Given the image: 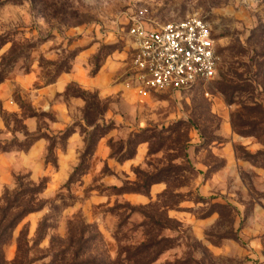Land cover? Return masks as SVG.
<instances>
[{"label": "rangeland", "instance_id": "1", "mask_svg": "<svg viewBox=\"0 0 264 264\" xmlns=\"http://www.w3.org/2000/svg\"><path fill=\"white\" fill-rule=\"evenodd\" d=\"M140 5L161 22L206 18L216 76L186 90L140 89L123 17ZM1 37L0 57L10 51L14 61L0 82V146L22 138L27 121L57 145L56 166L0 149V199L17 175L48 181L44 207L4 248L9 263L20 254L26 264H58L53 247L85 232L83 252L108 261L155 239L159 257L146 264H264V0H0ZM111 61L112 94L74 81L53 100L67 104L74 132L62 150L66 123L51 124L60 117L46 108L45 87ZM93 136L94 155L70 179Z\"/></svg>", "mask_w": 264, "mask_h": 264}, {"label": "built area", "instance_id": "2", "mask_svg": "<svg viewBox=\"0 0 264 264\" xmlns=\"http://www.w3.org/2000/svg\"><path fill=\"white\" fill-rule=\"evenodd\" d=\"M123 17L132 38V78L140 89L186 90L216 76L219 56L206 18L161 22L144 5Z\"/></svg>", "mask_w": 264, "mask_h": 264}, {"label": "trees", "instance_id": "3", "mask_svg": "<svg viewBox=\"0 0 264 264\" xmlns=\"http://www.w3.org/2000/svg\"><path fill=\"white\" fill-rule=\"evenodd\" d=\"M4 39V37L0 38V46L4 44ZM13 61L14 57L10 51L4 53L0 57V82L7 78L9 71L7 68H9L8 66H10ZM95 73L96 71L93 74ZM68 86L69 85H67V87ZM41 115L44 116L46 114L41 113ZM34 116L36 117L35 114L29 115V118ZM96 116L100 117L99 119L101 120L103 119V113L101 111L96 110ZM51 121L53 122L55 119L52 118ZM91 123H94V121ZM87 125L89 126L91 124L87 123ZM70 127L71 125L57 133V138L61 140V143L64 142L61 148L62 150L66 149L67 141L74 133L73 131H70ZM40 131L39 125L35 132H30L27 127H24L22 138L14 137L13 143H5V145L9 146V148L6 146H0V149L3 152H9L13 148L12 146H15L17 149L16 152H27L35 142L43 139L46 141L43 158L46 163H51L56 166L57 159L56 156L54 157L53 155L54 151L57 149L56 142L53 140L51 135L43 134ZM105 134L106 133L101 134L98 138H102ZM85 143L86 148L80 156V163L74 169L70 179H72L76 173L85 169L84 163L87 157L89 155L93 156L95 153L94 146L97 143L96 138L94 136L90 137ZM16 181V187L13 190L7 189L0 199V264H26V262L23 261L24 256H20V254L15 262L9 263L5 258L4 248L9 244V242H11L10 240L12 239L14 229L24 219V217L32 212L39 211L44 207V203L41 200L40 195L46 189L48 183L46 179L34 182L29 179L28 175L26 177L17 175ZM44 225V221L39 225L37 232L39 235ZM148 225L159 226L158 223L152 222L151 224H142L141 227ZM85 236L84 232L82 236L78 238L68 237L66 240L59 243L56 248L53 247V250L55 249L61 254V260L58 264H146L147 262L156 261L159 257L158 248L161 242L153 239L147 242L131 245L121 251H118L113 260H103L91 255L90 253L86 254L83 252V248L89 242V239H86ZM21 239L22 238L20 237L19 242ZM95 240V238H91L90 243H93ZM19 250H21L20 244Z\"/></svg>", "mask_w": 264, "mask_h": 264}, {"label": "crops", "instance_id": "4", "mask_svg": "<svg viewBox=\"0 0 264 264\" xmlns=\"http://www.w3.org/2000/svg\"><path fill=\"white\" fill-rule=\"evenodd\" d=\"M116 68V65L114 62H110L107 64V66L103 67L101 70L97 71L95 74H86V71L84 70H77L71 74H63L61 75L57 81L53 82L52 84H49L48 86L45 87V98H46V108L49 109L50 111L54 112L55 115L60 118L55 119L51 124H58L60 121L61 123H66L60 130H64L66 127L71 125V122L69 120H64V111H67V104L64 102H57L59 103L58 106L55 101V97L58 94H62L65 90L66 87L69 83L71 82H78L82 84L85 88L88 89H93L99 91L100 95L102 97H106L110 94L113 93V91L117 90L118 86L113 84L112 81L114 79V70ZM53 101V102H51ZM32 119V118H28ZM28 131L30 132H35L38 127V123H30L27 121L25 123ZM3 126V123H0V128ZM64 127V128H63ZM72 137V136H71ZM46 146V141L41 139L38 140L33 144V146L27 151L22 153H35L36 157L41 154L42 159L43 158V152L45 150ZM109 156V151L108 154ZM58 156V153H57ZM63 157H59V161H61ZM45 162V160H44Z\"/></svg>", "mask_w": 264, "mask_h": 264}]
</instances>
